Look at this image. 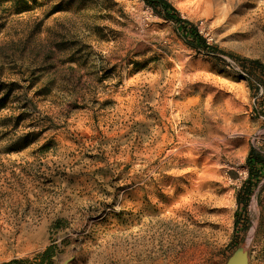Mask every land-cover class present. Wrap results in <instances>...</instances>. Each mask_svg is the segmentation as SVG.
Listing matches in <instances>:
<instances>
[{
    "label": "rangeland",
    "instance_id": "374dc122",
    "mask_svg": "<svg viewBox=\"0 0 264 264\" xmlns=\"http://www.w3.org/2000/svg\"><path fill=\"white\" fill-rule=\"evenodd\" d=\"M168 1L216 52L144 0H0V264H264V0Z\"/></svg>",
    "mask_w": 264,
    "mask_h": 264
},
{
    "label": "trees",
    "instance_id": "16d2710c",
    "mask_svg": "<svg viewBox=\"0 0 264 264\" xmlns=\"http://www.w3.org/2000/svg\"><path fill=\"white\" fill-rule=\"evenodd\" d=\"M145 3L160 17L173 23L176 30L180 33L184 42L191 48L199 51L216 52L217 49L206 41L196 26L189 20L180 16L177 9L168 0H144ZM253 68L264 74V65L257 61L251 62ZM0 104L1 100H0ZM248 176L243 181L237 194V211L235 214V227L239 230L240 219H244L247 211V205L255 188L264 176V157L254 149L249 151L247 160ZM245 231L246 223L243 225ZM53 246H48L43 252L38 253L33 260H13L3 264H51L55 257Z\"/></svg>",
    "mask_w": 264,
    "mask_h": 264
}]
</instances>
